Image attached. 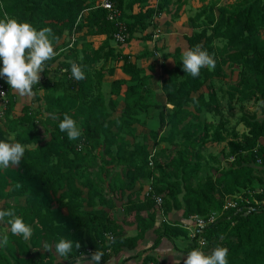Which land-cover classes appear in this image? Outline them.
I'll use <instances>...</instances> for the list:
<instances>
[{
  "label": "trees",
  "instance_id": "1",
  "mask_svg": "<svg viewBox=\"0 0 264 264\" xmlns=\"http://www.w3.org/2000/svg\"><path fill=\"white\" fill-rule=\"evenodd\" d=\"M12 1L13 5L7 15L0 9V20L10 19L7 17L9 15L20 22H28L38 30L49 28L56 40H59L64 32L71 31L75 20L81 17L82 21L86 22L90 37H106L98 49H95L92 43L84 45L81 59L73 60L72 63L83 66L86 72V79L83 81L70 78L71 65H68L69 69L63 68L66 70L63 74L65 81H60L63 85L52 82L49 76L52 62H46L43 75L40 76V84L34 86L33 91V100L47 107L49 117L44 121H41L38 112L32 111L29 106L23 109L20 117L15 118L13 115L17 99L13 91L8 95V109L0 118V124L15 134L17 141L23 139L27 144L38 145L35 150L25 151L24 159L33 161L36 165L33 179L38 185L29 197L31 207H26L28 214L24 221L31 219L37 223L41 226L39 228L43 234L47 233L45 223H48V227L56 234L54 245L61 238L78 242L80 248L74 249L68 257V264L88 263L91 255L97 250L103 253L99 264H108L117 258L123 249H136L138 243L145 238L146 231L153 227L154 215L148 222L141 214L159 209L156 197L163 200L162 214L183 210L184 217L190 220L195 217L205 218L211 213V207L220 208L226 198L245 191L246 201L218 216L217 220L199 235L208 241L206 250L226 247L229 250V264H264V148L260 146V141L264 139V121L247 122L248 131L245 133H239L235 129L229 130L223 122H204L203 130L195 141L187 139L186 148L179 151L176 157L159 154L154 159L155 162L152 161V166L146 143L136 145L134 150L127 154L126 145L114 138L112 141L116 142L118 148L117 153L113 155L111 132L113 128L119 132L129 130L124 124V120L128 119L126 113L130 109L129 93H134L137 87L128 88L127 108L123 115L115 121L108 120L106 101L102 93L105 73L97 68L99 63L108 60L113 54L110 41H113L115 28L108 20L106 11L87 6L89 0ZM150 2L151 0H131L126 3L125 0H115L120 10L134 11L136 7L141 8L140 13L135 15V22L127 25V41L138 29L142 33L148 31L150 26L147 21L155 11L147 9L144 13L143 8L149 6ZM93 3H97V0ZM85 12H89L86 18L82 16ZM220 12L221 20L216 28L220 37L228 44L216 49L207 43L200 47L207 38L203 32L186 38L189 50L198 46L214 57L218 68L222 65L232 66L234 72H239V79L234 83L236 91L250 89L264 100V0H236ZM69 40L68 38L67 42ZM67 42L62 45L66 44L68 47ZM73 51L77 52L76 47L71 50ZM123 72L132 83H142L144 80V71L128 58L125 59ZM208 75L209 72L202 69L199 77L192 78L188 75L181 81L178 68L170 73L168 80L163 83L162 90L166 104L171 109L166 113L161 112V126L154 132L155 137L163 132L166 125L176 127L186 116H191L187 111L191 104L196 106L197 114L203 111L221 114L214 97H211L210 101L203 97L197 100L192 97L209 80ZM61 89L65 93L63 96L58 95ZM40 90L45 92L43 97ZM67 92H70L72 97H69ZM71 106L77 107L72 109ZM65 114L81 125L83 142L87 145L85 148H88V144L90 146L91 151L87 152L83 159L77 154V141H69L66 133L59 130V123ZM25 136L29 139H24ZM101 136H105L103 142ZM208 143L226 144L233 162L230 163L232 169L215 185L202 187L197 185L195 180V175L199 172V166L195 162L203 158V151ZM158 144L159 142L155 145ZM79 147L83 151L84 145ZM116 159L118 163L115 166L123 162V167H130L128 173H125L126 168L122 173L114 169L115 166L113 170L108 169ZM252 164L255 165L252 167ZM26 167L28 169L27 165ZM138 176L146 177L148 183H151V191L144 200H141L143 188L137 189ZM5 179V176L0 175V186L5 184L6 187ZM171 179L174 180L173 183ZM60 192L63 193L60 195ZM127 193L129 194L124 208L123 225L138 226V236L133 239L124 238L123 225H119L110 213V210L116 207L113 198H123ZM41 194L44 195L40 198ZM49 194L58 196L57 203L69 211L66 216L62 215L61 209L51 215V218L42 214ZM95 203L100 207H107L109 211L101 208L94 210ZM85 204L87 206L83 208ZM52 216L56 218L55 223ZM162 229L164 233L158 236L155 246L160 238L165 236L189 238L186 229L180 225L164 222ZM108 235H112V242L107 241ZM194 245L195 249H199L196 242ZM45 250L38 264H55L50 248ZM20 264L37 263L22 259ZM144 264L159 263L149 256Z\"/></svg>",
  "mask_w": 264,
  "mask_h": 264
},
{
  "label": "rangeland",
  "instance_id": "2",
  "mask_svg": "<svg viewBox=\"0 0 264 264\" xmlns=\"http://www.w3.org/2000/svg\"><path fill=\"white\" fill-rule=\"evenodd\" d=\"M93 1L94 0H89L87 6H95L96 3H93ZM235 2L236 0H151L149 6L143 8L144 13L147 9L155 11L152 18L147 21L150 26L148 31L142 33V31L138 29V32L131 35L129 40L123 45L117 46L113 41H110V46L113 51L112 56H110L108 60L99 63L97 66L99 70L101 69L105 73L102 93L106 101V115L108 120L115 121L123 115V111L127 108V90L129 87H137L134 93H129L130 109L126 113L128 119L124 120V124L129 130L126 132H119L113 128L110 141L114 140V138H116V140H121L122 144L126 145L127 154L133 151L136 145H143L146 143L148 144L149 154L151 155L149 160L155 162L154 159L159 154L176 157L179 151H183L186 148L185 143L187 139L194 141L197 139L200 131L203 130L202 127L204 122L216 124L223 122L225 127L229 130L235 129L239 133H245L248 131L246 127L247 122L253 120L259 122L264 121V100L250 89L236 91L234 88V83L239 79L238 70L234 72L230 65H222L220 68H218V65H215V68L212 70L204 68L209 72L207 77L210 78L205 82L201 90L194 93L192 97H194L195 100L199 97H203L206 101H210L211 97H214L221 114L208 113L206 111L197 114L196 106L191 104L187 108L191 116H186L176 127L166 125L163 132L158 137L153 135L161 126V112L164 111L166 113L171 109V107L166 104L165 93L161 86L168 80L170 73L177 68L179 69L181 81L185 80L188 76L182 68V58L184 53L188 50L183 51V49H177L175 51L176 56L174 57L177 58L176 60H171V56L165 53L167 49L166 36L168 37L174 34V31L170 30L169 27H172V23L180 22V24L176 26L175 38H177L178 41L182 35H185V38H187L204 32L207 38L200 47H203V45L207 43V45H210L214 49L223 48L228 42L220 37L216 28L221 20L220 10ZM12 5V0H0L1 12L7 15ZM140 9L141 8L138 7L134 11H125L121 9L123 22L126 25L134 23L136 20L135 15L140 13ZM89 12H85L82 16L86 18ZM7 17L12 19L9 15ZM161 30L162 32H159ZM88 32L89 30L86 27V22L82 21V19H76L75 23L72 25L71 31L64 32L59 40H56L52 34L54 50L56 52L54 58L51 59L52 67L49 74L52 82L63 85L60 81H65V76L62 74L61 70L67 68L68 65H72L74 59H81V51L84 45L92 43L93 47L98 49L105 42L99 37H90ZM156 35H165V37L159 38L158 42L154 43V37ZM73 37L76 38L74 47H76L77 52H71L72 49H68L66 44L62 45V43L68 41V38L71 40ZM146 39L151 43L140 47L137 52H135V55H131L130 52H134L135 50L131 51L130 49L139 47L141 41H147ZM209 55L212 56L211 54ZM126 58H128L129 61L130 58H132L133 62L147 59L145 62L146 67L140 68L144 71L142 74V77L144 76L142 83L140 81L132 83L130 78L123 72ZM212 58L214 59L213 56ZM148 73L157 74V77L144 75ZM42 75L43 72L40 73L41 77ZM150 79H154L152 86ZM64 94V90L61 89L58 95L63 96ZM67 94L69 97H72L70 92H67ZM40 95L43 97L45 92L40 90ZM31 99H33L32 95L30 99L27 97V100H25L27 101L26 104L18 107V110H16L13 115L15 118L21 115L23 106L24 109L27 107L26 105H30L31 102L29 103V101H31ZM76 107L77 106H71L72 109H76ZM29 109L38 112L41 121L49 117V114L46 112L47 107L41 102L35 103V101H33ZM78 126L82 131L81 125L78 124ZM0 139L19 143L21 141V144L27 146L26 150L28 151L38 148L37 144H27L23 139L17 141L16 135L7 128H4L2 124H0ZM24 139L27 140L29 138L25 136ZM104 139L105 136H101L102 142ZM83 140L82 136V138L77 140L75 147L80 159L85 158L87 152L91 151L89 144L88 148H85L87 145H85L86 143H84ZM113 142L114 141H112V143ZM157 142H159L158 146L155 145ZM115 143L111 146L113 155L117 153L118 148ZM81 145H84L83 151L79 147ZM260 146L264 148V139L260 141ZM71 157L73 158V156ZM24 158L25 155L18 166L0 171V175L5 176L6 179L4 181L7 182L6 187H4L5 184L0 186V210H11L16 216L23 217V220H25L28 214V211L25 210L26 207H31L29 197L34 193L38 185V182L33 179L36 173V165H34L33 161ZM232 162L233 158L226 144L218 145L208 143L203 151V158L195 162L197 166H199V172L195 175L197 185L202 187H206L210 184L215 185L226 172L232 169L230 166ZM116 163H118V159H116L108 169L113 170ZM119 163L120 164L115 166L116 168L114 169L122 173L126 168L125 173H128L130 167H123V162ZM254 165L255 164H252L251 166L253 167ZM137 181V189L149 186V191H151V183H148L146 177L138 176ZM171 182L173 183L174 180L171 179ZM1 183H3V181ZM61 193L63 192H60V195ZM244 193L245 191L240 195L226 198L224 204L221 203L222 207L220 208L215 206L211 207V213L206 216V218L213 214L220 217L230 209V204H236L238 206L239 203H243V201L247 199ZM86 194L87 190H85V195ZM43 195L44 194H41L39 197L41 198ZM181 199L182 196H180V200ZM46 200L47 201L44 203L45 207L42 210L43 215L45 214L51 218V215L60 211V209L64 216L69 213L64 206L61 207L60 204L57 203L58 196L49 194ZM85 206H87V204L83 205V208H85ZM226 207L229 208L226 209ZM100 208V205L95 203L94 210H99ZM86 209L88 210L87 207ZM162 210L163 209H158L160 214H162ZM53 217L54 216H52V218ZM9 219L10 218H5L3 222H0V235H7L9 241L3 249H0V264H20L22 259L25 261L33 260L38 264L42 255L46 252V248H50L55 264H68V258H59L55 254L54 240L56 234L53 229H50L51 227H48V223H45L47 233L43 234L42 230L39 228L41 226L32 222L31 219L27 220L25 223L32 227L33 236L30 240L25 241L19 235H12L10 224L8 223ZM53 219L55 223L56 218L54 217ZM108 240L109 239H107V241Z\"/></svg>",
  "mask_w": 264,
  "mask_h": 264
},
{
  "label": "clouds",
  "instance_id": "3",
  "mask_svg": "<svg viewBox=\"0 0 264 264\" xmlns=\"http://www.w3.org/2000/svg\"><path fill=\"white\" fill-rule=\"evenodd\" d=\"M56 55L51 29H36L28 22L16 19L0 20V79H5L11 89L21 96L33 95L34 86L40 84V73L44 72L46 62ZM183 71L192 78H197L201 70L215 68V61L207 51L198 46L186 51L182 58ZM71 76L77 81L86 79L83 66L72 63ZM59 130L66 133L69 141H77L82 137L81 128L71 116L65 114L59 123ZM25 145L0 139V171L18 166L26 151ZM38 147V146H37ZM10 218V230L13 236H21L28 241L33 236V229L11 210H0V222ZM8 236L0 235V249L8 244ZM80 244L67 238H61L54 247L59 258H68ZM103 253L96 251L91 255L88 264H99ZM229 250L217 247L212 253L205 254L194 249L183 259L182 264H229Z\"/></svg>",
  "mask_w": 264,
  "mask_h": 264
},
{
  "label": "crops",
  "instance_id": "4",
  "mask_svg": "<svg viewBox=\"0 0 264 264\" xmlns=\"http://www.w3.org/2000/svg\"><path fill=\"white\" fill-rule=\"evenodd\" d=\"M130 1L131 0H125L126 3H129ZM135 9H137V7ZM179 24L180 22L174 23V24L172 23V27H169V29L174 31L173 32L174 34H171L168 37L166 36L167 49L165 53L171 56V60L177 59V58H174L176 56L175 51L177 49H181V50L183 49V51H186V50L189 51V47H188V43L186 41L185 35H182L179 38V41L177 38H175L176 26H178ZM159 32H162V30ZM164 37L165 35L163 36L156 35L154 37L155 39L154 43H157L159 38H164ZM99 38L104 41L106 40V37H99ZM148 43H151V42H149V40L141 41V45L139 47L137 48L133 47L132 49H130L131 51L135 50L134 52H130L131 55H135V52H137V50L140 47L144 45H148ZM146 61L147 59H142V60H138V62H133V59L130 58V62L136 64L139 68L141 67L145 68ZM144 75L157 77V74H153V73L152 74L148 73ZM153 80L154 79L150 81L151 86H152ZM13 93L17 99L16 110H18V107H20V105H24L27 103V101H25L27 100V97L29 99L31 98V96H21L14 89H13ZM33 101L34 100L31 99V101H29V103L31 102L30 105L28 104L26 106H31ZM35 103H38V102L35 101ZM23 107L21 109L22 111H23ZM18 117H20V115H18ZM149 190H150L149 186H145L143 188V191L141 194V200H144L148 196ZM129 193H127L125 197L120 198V199L113 198L114 205H116V207L113 210H110V213L114 215L119 225H123V221L125 219V213H124L125 209L124 208L127 205V202H128L127 196ZM101 209L104 211H109L107 210V207L106 208L101 207ZM153 215H154V220H153L154 225L151 229L146 231L145 238L138 243L137 248L134 250L123 249L122 253L119 256H117V258L109 262L108 264H122V263L124 264H144L145 259L149 256L155 258L159 264H182V261L183 259H186L187 254L195 249L194 241L190 238V232L187 229L186 231L189 235V238L188 237H176L175 238L171 236L170 237L165 236V237L160 238V241L157 246H155V244H156L158 236L164 233L162 229V225L164 222L171 224V225H180L181 227L184 228L186 225L189 224L190 220L184 217L183 210H179V211L172 210L171 212L165 215L160 214L158 210L150 211V212L142 213L141 217H143L146 221L149 222L150 217ZM122 232H123V236L125 239H133L138 236L139 230H138L137 225H128V226L123 225ZM79 264H84V263H79Z\"/></svg>",
  "mask_w": 264,
  "mask_h": 264
},
{
  "label": "built area",
  "instance_id": "5",
  "mask_svg": "<svg viewBox=\"0 0 264 264\" xmlns=\"http://www.w3.org/2000/svg\"><path fill=\"white\" fill-rule=\"evenodd\" d=\"M94 9H102L106 11L108 20L114 24L115 32L113 35V42L119 46L123 45L127 42L128 39V28L127 25L122 20V12L117 7L115 0H97ZM81 19V17H80ZM157 38V37H156ZM76 38L69 40L67 47L68 49H73L75 46ZM66 70H62V74H65ZM72 76H70L71 78ZM6 83L5 79H0V118L2 117L3 113L8 109L9 101L8 95L13 91ZM150 165H153V162L150 160ZM150 192V191H149ZM156 203L159 209H161L163 200L160 197H156ZM236 204H230V208H236ZM229 207H226L228 209ZM218 216L213 214L210 217H195L190 219L188 225L184 228L190 232V238L196 242L199 250L204 252L205 254H211L213 250H206L208 247V241L203 238L200 233L210 224L214 223L217 220ZM109 241H113L112 235L107 236Z\"/></svg>",
  "mask_w": 264,
  "mask_h": 264
}]
</instances>
